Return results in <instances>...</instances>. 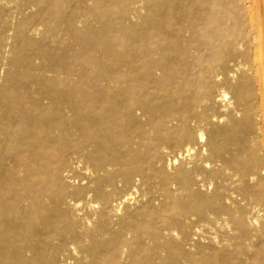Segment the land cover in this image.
Instances as JSON below:
<instances>
[{
  "label": "bare ground",
  "instance_id": "obj_1",
  "mask_svg": "<svg viewBox=\"0 0 264 264\" xmlns=\"http://www.w3.org/2000/svg\"><path fill=\"white\" fill-rule=\"evenodd\" d=\"M0 264H264V0H0Z\"/></svg>",
  "mask_w": 264,
  "mask_h": 264
}]
</instances>
